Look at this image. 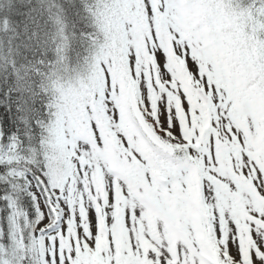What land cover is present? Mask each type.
<instances>
[{
  "label": "snow or ice",
  "instance_id": "1",
  "mask_svg": "<svg viewBox=\"0 0 264 264\" xmlns=\"http://www.w3.org/2000/svg\"><path fill=\"white\" fill-rule=\"evenodd\" d=\"M0 264H264V0H0Z\"/></svg>",
  "mask_w": 264,
  "mask_h": 264
}]
</instances>
